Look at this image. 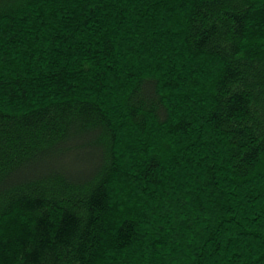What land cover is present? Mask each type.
Here are the masks:
<instances>
[{
  "label": "trees",
  "instance_id": "obj_1",
  "mask_svg": "<svg viewBox=\"0 0 264 264\" xmlns=\"http://www.w3.org/2000/svg\"><path fill=\"white\" fill-rule=\"evenodd\" d=\"M0 264H264V0H0Z\"/></svg>",
  "mask_w": 264,
  "mask_h": 264
}]
</instances>
